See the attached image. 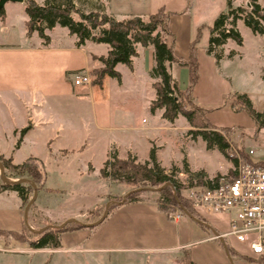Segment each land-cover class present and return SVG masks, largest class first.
<instances>
[{
  "label": "crops",
  "instance_id": "crops-1",
  "mask_svg": "<svg viewBox=\"0 0 264 264\" xmlns=\"http://www.w3.org/2000/svg\"><path fill=\"white\" fill-rule=\"evenodd\" d=\"M168 1H172L174 5V8L165 11L170 15L168 16L167 29L172 36V52L176 58L184 60L188 56L189 44L197 33H199L198 44L206 32L208 40L209 25L220 13L225 11L226 0H222L224 6L220 4L219 7L217 4H213L214 0H203L200 4L198 2L191 4L193 0ZM249 1L231 0V6L240 7L242 5L248 8ZM17 4L23 5V3ZM257 5L264 10V6L259 0ZM205 17L208 18L207 21ZM4 23L5 13L3 11V18H0V34L3 31H8L5 30ZM240 26L243 24L239 20L235 23L234 28L241 37V44L236 45L233 41H226L218 48L221 55L218 61L212 56L206 55V43L204 50H199L196 53L199 75L192 89V98L196 105L198 103L204 105L202 104L204 98L201 96L200 75L202 69L207 75L210 74L219 80L228 81H231L232 78L230 74H223V67H225L223 71H228V67L236 63L235 65L238 64L241 68L246 69L245 61L257 72L261 70L260 67L264 64V35L253 34L244 26L247 31L241 29ZM25 32L24 27L20 41L15 45H4L0 38L1 156L11 159L15 165L29 157L37 159L43 166L45 179V168L48 164L56 162L57 179L60 181L71 179L76 182L80 179H88L89 176L98 178L100 167L96 170L97 173H94L90 160L84 159V162H81L83 169L77 168L74 163L69 167L72 171L67 172L66 164H70L68 159L71 156L92 153L95 138H103L107 145L101 164L109 157L125 159L127 156L142 164L149 161L148 155L152 151L155 162L165 173L168 172L163 166L165 158L163 153L158 151L157 144L162 142L164 135L170 140L178 137L175 122L180 116L169 123L162 119L161 110L149 111V104L154 99L151 84L157 81L150 76V71L154 67L151 46L135 45L136 56L131 60L130 69L120 64L114 67L120 76L119 82L115 79L104 78L100 89L92 85L75 87L72 84L75 76H88L91 70L101 67L95 59L104 56L108 47L88 41L76 47V37L69 35L65 28L58 26L44 30L43 33L48 38L46 44L37 37L35 32L30 36H26ZM178 41L180 45L177 49ZM167 42H170L169 38ZM223 61L229 63L224 65ZM168 72L177 82L179 88L185 89L187 71L170 65ZM259 76L264 81L263 76L261 74ZM229 93L245 95L248 98L247 94L241 90L230 88ZM138 98V102L142 104L149 115L148 120L146 116L137 120L130 114L129 105ZM211 104L214 105L213 102ZM81 105L86 106L87 122L84 128L90 132L89 136L92 135V139L89 141H80L81 135L79 136L77 133V120L82 118L79 112ZM257 113L264 115V104L263 112ZM24 129L26 131L20 136V131ZM82 129L83 127L80 126V131ZM252 129L254 130L253 124ZM185 130L188 133L191 131L188 125ZM253 130L251 131L253 132ZM238 131L244 132L242 128ZM68 139L72 142H67ZM73 141L75 143L72 145ZM136 145L141 147H136ZM169 147H173V145L171 144ZM206 151L216 154L217 159L218 156H221L216 149ZM73 160L76 162L80 159ZM88 169L91 171L88 172ZM88 181L94 182L92 179H88ZM91 187L93 186L91 185ZM87 190H79L77 193L87 197L91 195V199L94 194L95 196L99 194L98 191L93 194L88 193ZM47 191L51 190L44 185L36 191L34 206L52 225L58 226L73 220L72 218L83 209L81 206H77L73 214L63 216L60 222L50 220L49 206L46 197H44L47 195ZM131 192L127 189L125 193L121 191L112 196L120 197L122 201ZM38 193L46 195L38 198ZM155 199H141V201L131 204H123V202L116 205L93 230L89 231L86 227L72 233L62 234L59 251L73 253L78 257L90 255L91 257L115 258L130 254L184 252L196 247L200 242L217 240L223 248L226 258L231 264H234L227 256L226 247L234 252L238 248L243 249V247L231 245L220 238L227 231L230 221L234 219L233 211L201 215L199 216L201 220H191L185 216H181L178 220H172L170 216L166 217L157 212L154 205ZM106 203L90 204V208L84 209L92 210L96 206L104 207L107 205ZM0 205V231L19 232L22 226L23 210L20 208L17 195L12 191L1 192ZM208 234L210 235L208 236Z\"/></svg>",
  "mask_w": 264,
  "mask_h": 264
},
{
  "label": "trees",
  "instance_id": "trees-1",
  "mask_svg": "<svg viewBox=\"0 0 264 264\" xmlns=\"http://www.w3.org/2000/svg\"><path fill=\"white\" fill-rule=\"evenodd\" d=\"M48 1V2H47ZM46 3L38 5L34 0H23L25 35L30 36L35 32L45 44L48 38L44 35V30H50L54 26L65 28L69 35L76 37L75 46L79 47L85 41L93 44H103L108 47L104 56L95 60L101 67L91 70L88 74L90 85L101 88L104 78L120 80L119 74L114 70L118 64L130 69L131 60L136 56L135 45L141 47L151 46L153 51L154 67L150 71L152 79L157 81L151 84L154 91V99L149 104V111L161 110L163 120L172 123L178 116L187 122L192 138L199 137L204 143L206 150L216 149L225 159L229 150L228 140L234 134L233 128H214L206 119L205 113L199 108L192 98V89L198 79V64L196 61V43L199 33L189 44L188 56L186 59L176 58L173 55L170 35L167 29L168 14L163 10L148 15L145 20L133 17L125 20H115L104 13V10H91L83 12L76 7L72 0H63L61 4H53L47 0ZM54 1V0H53ZM258 0H250L247 7H232L231 0H226V9L220 13L208 28L209 38L205 48L206 55L212 56L216 61L221 58L219 49L226 41H233L236 45L241 44V37L234 26L237 21L251 33L264 35V10L257 5ZM264 1V0H263ZM0 18H3V10H0ZM170 39L168 43L167 40ZM175 65L187 71V85L181 90L177 82L170 76L168 67ZM232 108L243 110L250 118L256 132L264 129V115L255 112L249 99L245 95H235L232 99ZM26 130L20 131V136ZM228 139V140H227ZM244 162L251 163V160L243 153L241 147H236ZM99 170V176L107 181L130 187L133 192L128 194L123 204H131L141 201L140 195L151 189L156 191L154 205L157 212L170 216L178 213L184 214L179 207L187 212L194 220H201L190 206L187 193L196 186L199 191L211 188L216 185L218 179L223 176L216 175L211 180L202 181V173H196L195 184L191 181L186 185L177 183L171 174H166L155 162L153 152L150 151L149 161L137 163L133 158L127 156L125 159L109 157ZM231 166L233 165L230 161ZM0 165L6 177L14 180H28L36 191L44 185L45 174L40 161L29 157L20 164H13L11 159L0 155ZM233 171H229L224 177L231 181ZM5 191L14 192L19 201L20 208L29 202L33 189L23 183L4 185L0 183V193ZM109 201L119 203L121 199L111 198ZM116 205L107 208L106 216ZM102 206H96L89 215L93 218L90 223L96 222L102 215ZM105 216V218H106ZM27 221L36 228L42 229L40 232L29 230L25 223H22L19 232H6L19 243H24L30 251L47 249L50 251L60 250V236L65 233H72L86 228L81 224L66 223L61 228H52V225L39 211L34 203L28 208ZM98 225V224H97ZM97 225L87 227L93 230ZM4 231H0V235ZM228 258L232 262L236 260L234 251L226 247ZM239 261H248L238 256ZM250 262V261H248ZM259 263H264V259H259ZM180 264H195L189 260L186 251L183 252V260Z\"/></svg>",
  "mask_w": 264,
  "mask_h": 264
},
{
  "label": "rangeland",
  "instance_id": "rangeland-1",
  "mask_svg": "<svg viewBox=\"0 0 264 264\" xmlns=\"http://www.w3.org/2000/svg\"><path fill=\"white\" fill-rule=\"evenodd\" d=\"M34 1L36 4L42 5L43 3H46L47 0ZM62 1L63 0H50L49 2L53 4H61ZM259 1L264 6V1ZM72 2L83 12H88L91 10H104L105 14L118 21L133 17H138L145 20L148 15L154 14L160 9L165 12L166 9L174 8L173 2L168 0H72ZM197 2L200 4L203 2V0H193L191 1V4H197ZM213 4H217V7H219L220 4L221 6H224V1L222 4V0H214ZM23 7V5L17 3L7 2L4 4L2 8L5 13L4 27L5 30H8L3 31V33L0 34V38L4 45H15L19 43L20 35L24 30V21L27 20L25 14L23 13ZM240 7L244 6L241 5ZM205 20L207 21L208 18L205 17ZM211 25L212 22L210 23L209 27ZM240 28L246 30L243 26H240ZM207 37L208 33L206 32L202 35L199 44L196 43V53L199 50H204L205 43L207 45ZM179 45L180 43L178 41L177 49L179 48ZM197 58L198 57H196V61ZM223 62L224 65H226L225 63H229L228 61ZM235 64L232 65L233 67H228V71H223L225 67L222 69V72H224L223 74H230L232 78L231 81L224 79L219 80L215 76H210V74L207 75V73L202 69L200 78L202 85L201 96L204 98V100H202L204 103L202 104L204 105L198 103L197 106L203 110L206 119L213 127L217 129L233 128L235 132L233 135H231L230 140L227 139L228 144H230L233 148L241 147L244 153L249 148H254L258 143H260L262 141V135L261 131L256 132L255 129H252V122L249 116L243 110H235L232 108V99L235 97V95H232V93L230 94L229 92L230 88H232V90L243 91L245 94H247L252 109L255 112H263L264 81L259 76V74H261L264 78V64L261 65V70L258 72L253 67L247 65L245 61L244 64L247 66L246 69L241 68L238 64ZM216 75L218 74L216 73ZM138 101L139 98L129 105L131 110L130 114L132 117L135 116L137 120L143 116H146L148 120L149 115L142 104H140ZM211 102H213L214 105H212ZM79 109L80 116L82 117L81 119L77 120L76 125L78 131L77 133L79 136L81 135L79 140L89 141L92 139V135L89 136L90 132H87L84 128L85 123L87 122L86 106L81 105ZM175 123L176 129L178 131V137L170 140L164 135L162 142L157 144L158 151L160 150L163 153V157L165 158L163 160V166L168 171L166 174H171L177 183L186 185L190 181L192 184H195L196 173H202V181H207L211 180L216 175L224 176L227 175L229 171H232L230 161L225 159L222 155L220 157L218 156L217 159L216 154L206 151L204 148V143L199 137L192 138V136L185 130L188 124L184 118H181V116L178 117V120ZM80 126L83 127L81 131ZM241 128L244 132L238 131L241 130ZM251 130H253V132ZM67 142L71 143L72 141L69 140ZM74 143L75 142L73 141L72 145ZM168 144L170 146L172 144L173 147H169ZM106 145L107 143L105 139L95 138L94 144L92 146V153L82 154L81 156H71L68 159V163L70 164H66L67 172L72 171V169L69 167L71 164L74 165V163H76L77 168L83 169V163L81 162H84V159H89L94 169V173H97L96 170L99 167L101 168L103 164H101V159L106 151ZM120 145L123 146L122 143H120ZM136 147L140 148L141 146L136 145ZM77 158L80 160H77ZM73 159H76L77 161L75 162ZM110 159L111 158H107V160ZM55 163L56 162H52L45 168L46 179L44 186L51 191H47V195L38 193V198L46 195L44 197H46V202L49 206L48 214L51 218L50 220H54L55 222H60L63 216L73 214L75 212V208L77 206H81L83 209L72 218L73 221H76L81 225L91 224L90 221L93 218H91L88 214L91 210H85L86 208H90V204H95L98 202H101L102 204L107 202L106 204H110L112 202L109 201L111 198L121 199L120 197H113V194L119 193L121 191L125 193L127 189L132 192L134 191L130 187L102 179L99 176V172L98 178L94 176L93 178H90L89 176L88 179H92L94 182H89L88 179L85 178L76 182L71 179L67 181H60L57 179L58 170L56 169L57 166H55ZM90 171L91 170L88 169V172ZM1 177L2 171H0V183H2ZM8 180L12 181L14 179L8 178ZM108 182H110V184H108ZM91 185L93 187H91ZM83 189H88V193L91 192L93 194L95 191H98L99 194H97L98 196H95L94 194L92 199L91 195L88 194V197L86 195H78L77 192ZM156 190L157 189L147 190L146 193L140 195V199L146 200L148 198H156ZM197 190L198 188L196 186L191 189V191ZM103 193L104 195H102ZM104 207L102 206L103 210ZM23 209L24 207L22 210ZM21 218L22 223L24 224L23 212ZM25 224L33 232L41 230L40 228L33 227L27 221V213ZM209 235L210 234H208V236ZM186 253L189 260L195 264H231L226 258L224 250L217 240L200 242L196 247L188 249ZM234 254L236 255L234 264H262L258 262L259 258L250 256L245 251L243 252V249L240 250V253L234 252ZM238 256L243 257L250 262L239 261ZM115 258H104L101 256L91 257L90 255L78 257L73 253H64L60 252L59 250L50 251L47 249L30 251L26 244L17 242L15 238H13L8 233L4 232V234L0 235V264H180L183 260V252L176 251L148 255L130 254Z\"/></svg>",
  "mask_w": 264,
  "mask_h": 264
},
{
  "label": "built area",
  "instance_id": "built-area-1",
  "mask_svg": "<svg viewBox=\"0 0 264 264\" xmlns=\"http://www.w3.org/2000/svg\"><path fill=\"white\" fill-rule=\"evenodd\" d=\"M73 86H89L86 75H77ZM262 141L244 154L251 163L244 162L241 154L230 144L227 157L234 173L231 181L220 177L215 186L187 193L189 203L198 216L234 212L227 231L220 236L229 244L243 247L250 256L264 259V129ZM178 220V213L170 215ZM240 248L236 253H240ZM243 254V253H241Z\"/></svg>",
  "mask_w": 264,
  "mask_h": 264
},
{
  "label": "water",
  "instance_id": "water-1",
  "mask_svg": "<svg viewBox=\"0 0 264 264\" xmlns=\"http://www.w3.org/2000/svg\"><path fill=\"white\" fill-rule=\"evenodd\" d=\"M7 2H10V3H22L23 0H0V10H2L3 6L5 3ZM1 167V170H2V177H1V182L4 184V185H13V184H18V183H23V184H27L29 186H31V188L33 189V192H32V196L29 200V202L26 204V206L24 207L23 209V220H24V223L26 222V213L28 211V208L33 204L34 202V199H35V195H36V189L34 188V186L31 184L30 181L28 180H8V178L5 177L4 175V170L2 169V166L0 165ZM165 186L167 185H163L162 187H160L159 189H162L164 188ZM157 189V190H159ZM156 190V191H157ZM125 198L122 199V201H120L119 203H114V202H111L110 204H107L105 207H104V210H103V213L101 215V217L94 223L92 224H89V225H83L85 227H90V226H94V225H97L99 224L106 216V212H107V208L109 206H112V205H117V204H122L124 202ZM180 211L184 214L185 217H187L188 219H191V220H194L187 212H185L183 209H181L179 207ZM66 223H75V224H78L76 221H73V220H69V221H66L64 222L63 224L61 225H58V226H51L52 228H55V229H58V228H61L63 225H65ZM27 227V226H26ZM29 230H31L29 227H27ZM42 230V229H41ZM40 230V231H41ZM40 231H37V232H40Z\"/></svg>",
  "mask_w": 264,
  "mask_h": 264
},
{
  "label": "bare ground",
  "instance_id": "bare-ground-1",
  "mask_svg": "<svg viewBox=\"0 0 264 264\" xmlns=\"http://www.w3.org/2000/svg\"><path fill=\"white\" fill-rule=\"evenodd\" d=\"M0 171H2V170H1V167H0Z\"/></svg>",
  "mask_w": 264,
  "mask_h": 264
}]
</instances>
